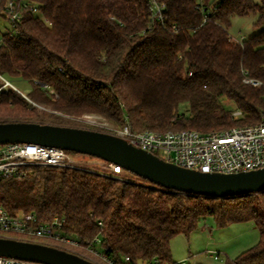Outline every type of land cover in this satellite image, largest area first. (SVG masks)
<instances>
[{
  "label": "trees",
  "instance_id": "16d2710c",
  "mask_svg": "<svg viewBox=\"0 0 264 264\" xmlns=\"http://www.w3.org/2000/svg\"><path fill=\"white\" fill-rule=\"evenodd\" d=\"M7 1L0 0L4 21ZM13 1L20 19L0 32V123L85 128L71 117L97 114L115 128L127 116L135 132L208 133L261 121L264 0H160L164 24L151 20L148 0ZM251 13L257 33L233 41L232 19ZM4 79L15 88L13 81H25L30 91L4 87ZM224 101L243 116L234 119ZM0 206L43 222L64 218L67 234L100 236L116 264H178L172 240L189 239L206 219L217 228L252 223L257 243L226 264H264V192L210 198L171 192L126 170L112 178L35 167L0 181Z\"/></svg>",
  "mask_w": 264,
  "mask_h": 264
},
{
  "label": "built area",
  "instance_id": "2783aa9c",
  "mask_svg": "<svg viewBox=\"0 0 264 264\" xmlns=\"http://www.w3.org/2000/svg\"><path fill=\"white\" fill-rule=\"evenodd\" d=\"M147 4L151 20H157L164 24V4L160 0H148ZM5 9L8 13L6 22L15 25L16 21L20 19V12L15 11L14 1L8 0ZM30 10L36 12L33 7ZM4 81V87L11 86L17 90L8 80L4 79ZM244 82L254 86L262 85L261 82L250 79H244ZM242 116L243 112L240 109L233 110L232 117L234 119ZM260 116L261 121L257 124L235 126L227 130L208 133L197 130L135 132L132 130L127 116H124L125 124L122 128L109 127L107 131L102 132L123 138L134 147L151 152L166 162L184 168L202 173L230 174L264 167V110ZM71 119L80 123H97L92 120L93 114L84 115L81 118L71 117ZM73 155L60 148L37 144L0 145V181L24 178L35 167L83 170L112 178L123 174L124 169L120 165L106 162L104 170H94L89 168L86 163L75 159ZM98 224L101 225V222ZM65 227L64 218L56 217L50 222H43L33 212L11 214L3 206H0V237L57 247L86 258L95 264H116L101 249L100 236L81 239L67 234ZM124 261L128 262L129 258L125 257ZM159 263V260L153 259L146 264ZM0 264L41 263L0 256ZM178 264H186V262Z\"/></svg>",
  "mask_w": 264,
  "mask_h": 264
},
{
  "label": "water",
  "instance_id": "95a60500",
  "mask_svg": "<svg viewBox=\"0 0 264 264\" xmlns=\"http://www.w3.org/2000/svg\"><path fill=\"white\" fill-rule=\"evenodd\" d=\"M37 144L120 165L171 192L231 198L264 192V167L239 173H202L166 162L125 139L102 131L37 122L0 123V145ZM0 256L41 264H95L42 243L0 237Z\"/></svg>",
  "mask_w": 264,
  "mask_h": 264
},
{
  "label": "rangeland",
  "instance_id": "374dc122",
  "mask_svg": "<svg viewBox=\"0 0 264 264\" xmlns=\"http://www.w3.org/2000/svg\"><path fill=\"white\" fill-rule=\"evenodd\" d=\"M255 1L261 2V0ZM256 19L257 14L254 13L243 17H234L228 30L233 41L241 42L257 33L254 27ZM6 27H8L7 22L0 19V32L4 31ZM13 84L26 93L31 88L25 81H13ZM223 105L230 110H236L234 103L231 101H224ZM36 107L40 110L51 112L50 109L41 105H36ZM92 120L98 124L76 122L85 128L99 131H107V128L114 127L106 119L97 114H93ZM73 156L94 170H104L103 167L106 166L105 161L96 157L82 154H74ZM252 225V223H240L226 228H217L213 219L208 218L202 222L199 228L191 235L190 239L180 235L172 240L173 261L176 263L184 262L182 261V258H184L188 264H226L228 259L236 258L240 253L257 243L259 239L258 230L256 229L255 233L249 230Z\"/></svg>",
  "mask_w": 264,
  "mask_h": 264
},
{
  "label": "crops",
  "instance_id": "0c3cea01",
  "mask_svg": "<svg viewBox=\"0 0 264 264\" xmlns=\"http://www.w3.org/2000/svg\"><path fill=\"white\" fill-rule=\"evenodd\" d=\"M249 224H250V223H249ZM234 225H236V224H234ZM230 226H231V225H230ZM201 229H202V228H201ZM249 230H251L252 232L255 233V232H256V227H255L254 225H252V226H250V229H249ZM193 233H194V232H193ZM193 233H192V234H193ZM258 235H259V233H258ZM190 237H191V236H190ZM189 239H190V238H189ZM219 255H220V254H219ZM182 259H183L182 261L186 262L184 258H182ZM186 263H188V262H186Z\"/></svg>",
  "mask_w": 264,
  "mask_h": 264
}]
</instances>
